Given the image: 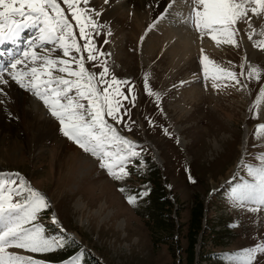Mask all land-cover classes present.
Masks as SVG:
<instances>
[{
  "label": "rangeland",
  "instance_id": "rangeland-1",
  "mask_svg": "<svg viewBox=\"0 0 264 264\" xmlns=\"http://www.w3.org/2000/svg\"><path fill=\"white\" fill-rule=\"evenodd\" d=\"M58 2L66 8L62 0ZM91 2L89 0V7L94 8ZM182 2L186 4V0ZM149 10V6H145L144 11ZM178 10L172 18L178 20L173 23L174 27L182 33H192L194 40L200 42L192 26L183 22L189 8ZM128 13L123 23H110L100 16L98 21L103 30L100 35H94V43L98 50L109 54L106 59L108 78L115 75L120 80L127 79L136 90L135 106L122 101L128 104L125 121L135 122L133 131L129 133L120 125L116 127L122 135L142 146L137 150L141 151L146 167L138 175L135 167L139 161H134L129 165L128 178L119 182L113 180L98 167L93 157L60 133L58 122L48 112L46 115L54 129L42 134L31 156L21 124L13 117L6 118L7 128H0V173L5 176L18 173L32 187L46 194L50 212H44L40 221L50 231H56L50 222L53 211L65 232L77 242L63 251L24 254L47 262L52 260L49 264H61L82 248L86 250L83 264H91L90 258L100 264H188L191 210L202 205L200 225L205 232L202 237L199 228L201 233L197 229L193 234L190 264H229L224 253L261 243L264 237V210L249 213L226 203L231 184L246 175L241 162H251L253 154L264 153L261 146L264 141L253 135L255 126L264 123V98L257 100L264 78L249 80L245 73L240 75V81L247 84V88L232 81L235 87L213 90L211 78L204 80L199 64L202 47L187 60L170 63L160 43V47L153 50L150 45L152 40L161 41L165 37L164 27L155 23L152 29L146 30L152 20L142 27L137 25L132 12ZM251 23L255 29L251 40L248 38L251 30L243 23L237 25L239 34L235 39L241 45L239 48L223 43L217 45L211 37L204 36L209 44L214 42L213 47L205 48L204 54L237 74L242 71V61L245 70L249 65L264 70V49L253 47V43L264 39L259 35L264 20L254 17ZM75 32L78 38V29ZM108 32L111 34L105 36ZM21 35L26 40L35 36V31L24 29ZM142 35L143 41L140 40ZM78 42L84 43L79 38ZM80 55L85 58L86 67L96 71L92 63L87 62V53ZM145 73L150 88L159 93L158 104L155 97L143 92ZM194 87L201 90V96L194 98ZM121 91L126 92L125 86H121ZM149 119L155 122L153 126H149ZM245 127L246 145L242 151ZM29 131L33 133L31 128ZM154 174L158 177L153 178ZM189 174L194 182H189ZM152 182H156L159 189L163 188L170 204L153 203L152 196L159 191L152 187ZM121 187L126 191H119ZM146 188L150 189L147 197L136 206L126 202V195H138ZM159 208L165 217L162 221ZM234 221H238L237 225L229 227ZM258 264H264V259Z\"/></svg>",
  "mask_w": 264,
  "mask_h": 264
},
{
  "label": "snow or ice",
  "instance_id": "snow-or-ice-1",
  "mask_svg": "<svg viewBox=\"0 0 264 264\" xmlns=\"http://www.w3.org/2000/svg\"><path fill=\"white\" fill-rule=\"evenodd\" d=\"M62 3L66 8L58 0H0V44L9 42L14 46L8 49L7 63L0 61V104L4 103L3 86L14 82L40 101L58 122L60 133L83 153L93 157L110 178L118 182L125 180L131 174L129 165L137 160L139 165L135 171L139 175L146 167L141 151L137 150L142 146L122 135L116 127L120 125L129 133L133 131L135 122H126L124 117L128 115L125 111L128 104H136V90L127 79L120 80L115 75L108 78L106 59L109 54L98 50L94 43V35H100L103 30L98 21L101 11L89 7V0H62ZM185 6L189 11L183 22L191 25L199 38L207 35L217 45L223 43L239 48L241 45L235 39L239 34L237 25L243 23L251 30L248 33L251 40L255 32L251 21L254 17L264 20V0H186ZM168 11L166 8L155 17L146 30L152 29ZM24 29H33L35 36L24 40L21 46L19 42ZM76 29L79 40L84 41L82 45L78 42ZM110 34L105 33V36ZM259 35L264 37V24ZM143 39L142 35L140 40ZM253 47L264 49V39L253 43ZM84 52L87 62H91L96 71L86 67L85 58L80 55ZM3 55L0 52V56ZM198 59L204 80L211 78L213 90L235 87L232 81L247 88V84L240 81V75L245 73L249 80L264 78V70L255 65H249L245 70L244 61L240 65V74L222 68L209 59L203 49H200ZM147 75L145 73L143 78V92L155 97L158 104L159 93L150 88ZM122 85L126 92L121 91ZM260 98H264V84L260 85L257 100ZM123 100L128 104H122ZM154 123L148 120L149 126ZM253 135L264 141V123L255 126ZM240 167L246 175L231 184L226 203L236 210L259 213L264 210V153L253 154L251 162L242 161ZM188 180L194 182L190 174ZM119 191L123 193L126 189L121 187ZM149 191L142 189L138 195H126L125 200L136 206ZM46 211L50 212L46 194L32 187L18 173L6 176L0 173V264H49L24 253L46 254L77 244L54 213L50 215V222L56 231H50L40 221ZM237 223L234 221L229 227H235ZM85 251L81 248L61 264H83ZM223 256L229 264H258L264 259V237L261 243Z\"/></svg>",
  "mask_w": 264,
  "mask_h": 264
},
{
  "label": "bare ground",
  "instance_id": "bare-ground-1",
  "mask_svg": "<svg viewBox=\"0 0 264 264\" xmlns=\"http://www.w3.org/2000/svg\"><path fill=\"white\" fill-rule=\"evenodd\" d=\"M91 3L95 9L101 11V18L107 22L123 23L124 17L129 15L128 12L130 11L135 16L138 22L137 25L142 27H145L149 20L153 21L155 17L159 16L161 12L168 8L169 13L166 12L164 17L156 21V26L162 25L164 27L165 37L161 41L152 40L150 45L153 50L158 47V43H160L161 47H159L161 51H163V54L168 55L170 63L178 62V60H187L190 55L194 52H198V49L201 47L203 50L210 46L213 47L214 42L213 44H209L208 42L210 41L207 42L205 38H201L200 42L195 41L192 37V33H182L177 27H174L176 24L173 23L178 21L172 19L174 18L175 12L179 11L178 9L181 11L182 7H187L182 0H108L106 4L104 0H92ZM145 6H149L150 10L144 11ZM31 30L32 29H27V31L30 32ZM23 41V38H21L19 42L21 46H23ZM0 48V52H8V49L14 48V46L9 42H5L4 44H0ZM204 51H206V49ZM6 56H0V61L7 63L5 59ZM3 87L5 94L2 97L4 103L0 104V128H7L4 122L6 118L13 117L16 121L18 120L26 136L27 150L32 156L38 141L41 140L42 134L52 131L54 129V124L46 115L47 110L44 108L43 104L33 95L21 89L14 82ZM193 89H196L194 90V98L198 95L201 96L199 94L201 93L200 89L195 87ZM2 110H4L3 112L5 114ZM30 128L33 130V133L29 131ZM36 130H38V134ZM246 132L247 130L245 127L242 143L240 145L242 151L246 145ZM157 160L159 161V159Z\"/></svg>",
  "mask_w": 264,
  "mask_h": 264
},
{
  "label": "trees",
  "instance_id": "trees-1",
  "mask_svg": "<svg viewBox=\"0 0 264 264\" xmlns=\"http://www.w3.org/2000/svg\"><path fill=\"white\" fill-rule=\"evenodd\" d=\"M157 175L158 174H154L153 178H157L158 177ZM154 186L159 191V193H157L156 195L153 194V196H152L153 203L157 204L159 202L160 204H163V203L167 202V204H170L168 202V200L166 199V197L164 195V192L162 191L163 188L160 187V189H159V187L156 185V182L155 183L152 182V187H154ZM159 214H160L159 217H160L161 221H162V219H165V217H163L161 215V214H163L161 208H159ZM201 216H202V205H200L199 207H195L194 209L191 210V219H190L191 223H190V228H189V232L191 233V237H190V242H189V245H188V249H189V256H188L189 262H188V264H190L192 262V260H193V243H194L193 234L196 232L197 229L198 230H199V228L201 229V225H200ZM199 232H200V230H199ZM201 232L200 233H201V235L203 237V234H204L205 231L203 229H201ZM77 249H79V247ZM90 259H91L90 260L91 264H100L95 259H93V258H90Z\"/></svg>",
  "mask_w": 264,
  "mask_h": 264
},
{
  "label": "water",
  "instance_id": "water-1",
  "mask_svg": "<svg viewBox=\"0 0 264 264\" xmlns=\"http://www.w3.org/2000/svg\"><path fill=\"white\" fill-rule=\"evenodd\" d=\"M146 143H148L151 147H152V145H151V143L150 142H146ZM153 148V147H152ZM154 154H155V152H154ZM156 159H157V155H156ZM52 213H54L53 211L51 212V214Z\"/></svg>",
  "mask_w": 264,
  "mask_h": 264
}]
</instances>
